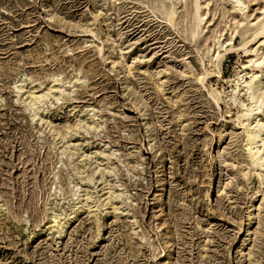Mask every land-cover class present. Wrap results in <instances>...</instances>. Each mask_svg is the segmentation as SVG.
<instances>
[{
	"label": "rangeland",
	"instance_id": "rangeland-1",
	"mask_svg": "<svg viewBox=\"0 0 264 264\" xmlns=\"http://www.w3.org/2000/svg\"><path fill=\"white\" fill-rule=\"evenodd\" d=\"M260 25L264 0H0V264H264V100L246 121L226 83Z\"/></svg>",
	"mask_w": 264,
	"mask_h": 264
},
{
	"label": "bare ground",
	"instance_id": "bare-ground-1",
	"mask_svg": "<svg viewBox=\"0 0 264 264\" xmlns=\"http://www.w3.org/2000/svg\"><path fill=\"white\" fill-rule=\"evenodd\" d=\"M198 9L199 8L196 9V15H195L196 28L202 21V18L199 15ZM263 33H264V25H260L258 33H255V34L259 36V35H262ZM215 59L219 62L221 59V56L217 54ZM250 69H251V72L248 74V78H249L248 81L244 79V76L246 74L242 70V71L237 72V77H235L233 80H229L228 82H226L229 84V87L232 88L231 91L233 95L239 94L238 86L239 85L242 86L243 91L245 92V95H246V100L237 101L235 96L233 100L235 101V103L238 102L240 113L246 121H249V119L252 116H254L255 111H260L263 105L264 88H261L263 97H256L253 93L252 88H253V85L258 80L259 74L264 73V54L256 58L251 63ZM217 75L219 76L218 72H217ZM263 128H264V125H262L259 121H256L255 125L251 129H246L247 143L245 146L247 147V150L251 154L254 166L259 167V168L264 167V133H262Z\"/></svg>",
	"mask_w": 264,
	"mask_h": 264
}]
</instances>
